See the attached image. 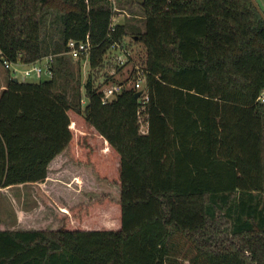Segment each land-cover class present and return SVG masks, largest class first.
<instances>
[{
  "label": "trees",
  "instance_id": "obj_1",
  "mask_svg": "<svg viewBox=\"0 0 264 264\" xmlns=\"http://www.w3.org/2000/svg\"><path fill=\"white\" fill-rule=\"evenodd\" d=\"M114 9L0 0L3 58L57 56L47 81L16 83L6 70L0 190L55 171L80 186L83 169L102 189L73 206L43 198L36 230L2 224L0 264H264L263 18L251 0H143L141 111L132 89L104 105L102 86L92 75L83 86L66 55L70 40L90 43V70L102 69L127 35L111 31Z\"/></svg>",
  "mask_w": 264,
  "mask_h": 264
},
{
  "label": "rangeland",
  "instance_id": "obj_2",
  "mask_svg": "<svg viewBox=\"0 0 264 264\" xmlns=\"http://www.w3.org/2000/svg\"><path fill=\"white\" fill-rule=\"evenodd\" d=\"M114 4V8L117 9L114 15V23L113 25H120L117 24L118 19H124V21H119V23L124 22L127 24L128 29L127 35L123 40V43L120 44V48L114 52V54L111 57L106 58L105 65L102 69H99L97 71H91L89 63H86L83 61H75L71 57H68L70 60L71 66L73 70H75L76 77L78 78L79 74L81 75V84L84 86L87 81L89 80L90 76L92 75V79L95 82V85L100 87L102 86V89H106L107 86L112 85L113 83H109L106 85L109 77L114 73V78L116 81L121 82L124 80H127L131 77V74L134 73V71L138 68H142L144 66V63L147 58V51L144 45H142L138 38L135 37V35L139 32H142L145 29V23L143 18V10H142V1L143 0H120L121 3H124L121 5V3H117L116 0H112ZM259 6L264 11V0H257ZM128 8V9H126ZM126 10L133 14V16H130V19L127 18L125 15ZM127 12V13H129ZM124 16V17H123ZM123 53L127 54V58H123V61H125V64L123 65L120 63L119 60H117V56H123ZM51 56V55H50ZM124 63V62H123ZM120 69V71L118 70ZM8 77V73L5 70L3 66V62L0 61V94L4 87L6 86V79ZM14 78V76L12 75ZM20 77V76H19ZM19 80L23 82L22 78L20 77ZM49 78L47 76H43L41 79H39L36 76H32L28 78V83H39L40 81H47ZM132 86V85H131ZM81 93L83 97V104L88 102V99L86 97V91L85 88H81ZM141 133L145 134L147 131L145 117H141ZM64 175V174H63ZM80 176V186H77L72 179L71 181L68 180L64 176H60L58 178V182H56L55 185H53V191H55L53 197L58 199L56 197L59 194L60 200H56V204H59V206H67V201H77V202H83L87 199H90L93 197L94 194L99 193L102 189H98L97 192H94L90 185L94 182L95 177L92 176L89 169H83L79 174ZM68 184H72V187H69ZM95 186L93 185V188ZM97 189V188H96ZM116 191V190H115ZM93 193V194H92ZM113 195H115V192L113 190ZM41 194V193H40ZM85 194L87 197L83 196ZM43 197V195L41 194ZM13 191H8L3 194L0 193V229L2 224L8 225L9 228L11 225L12 219L15 220V210H17L18 207L24 208L27 204V202H18L16 200H13ZM74 203V202H73ZM8 228V227H7Z\"/></svg>",
  "mask_w": 264,
  "mask_h": 264
},
{
  "label": "built area",
  "instance_id": "obj_3",
  "mask_svg": "<svg viewBox=\"0 0 264 264\" xmlns=\"http://www.w3.org/2000/svg\"><path fill=\"white\" fill-rule=\"evenodd\" d=\"M117 9H114L116 12ZM115 30V26H111V31ZM120 45L117 46L118 50ZM93 46L90 43L80 42L76 40H70L67 44L66 55L74 59L75 61H85L89 63L90 57L92 55ZM115 50V51H116ZM114 54V53H113ZM111 54L109 57H111ZM57 56L51 55L43 58L39 62L32 65H24L22 63L13 64L10 61L3 58L2 53H0V60L3 61V66L5 70H12L14 78L18 79L21 77L23 82L27 81L28 78L36 76L41 79L44 75L50 79L54 78L53 63ZM127 58V54L123 53V56L118 57L117 60L123 65L125 61L123 58ZM124 62V63H123ZM20 76V77H19ZM114 76V73L111 75ZM132 85V86H131ZM124 89H132L136 93H141V97L138 99L141 104V111H144L147 103L149 102V93L147 88V72L145 67L138 68L131 74V77L127 80L121 81L117 84H112L107 86L106 89H102V101L104 105L112 103ZM261 101L264 103V93L261 96ZM147 127V123H146ZM147 132V131H146Z\"/></svg>",
  "mask_w": 264,
  "mask_h": 264
},
{
  "label": "crops",
  "instance_id": "obj_4",
  "mask_svg": "<svg viewBox=\"0 0 264 264\" xmlns=\"http://www.w3.org/2000/svg\"><path fill=\"white\" fill-rule=\"evenodd\" d=\"M128 9V8H126ZM125 11V15L127 16V18L130 19V16H133V14H131L126 10ZM129 12V13H127ZM124 17V16H123ZM124 21V19H118V23L120 25H125L126 28L127 24H125L124 22L119 23V21ZM144 31V30H143ZM52 177L50 178V180H48L46 183H42V184H25V185H19V186H15V187H10V188H6V189H1L0 193L3 194L5 192L8 191H13V200L16 201H24L27 202L26 206L24 208L22 207H18L17 210H15V220L12 219L11 221V225L10 228L8 225H6L8 227V229L10 231H19V230H36L37 229V224H34L33 221H35V213L39 211V209L42 206V199L43 198H49L52 201H55V198L53 197L54 193H53V185L56 184V182H58V176H57V172L55 171L54 174L51 175ZM77 176L74 175L72 178L75 179ZM81 178H78V180L80 181ZM71 181V180H70ZM43 195V197L41 196V194ZM67 201V205L69 206H73L77 201H70V200H66ZM74 202V203H73Z\"/></svg>",
  "mask_w": 264,
  "mask_h": 264
},
{
  "label": "water",
  "instance_id": "obj_5",
  "mask_svg": "<svg viewBox=\"0 0 264 264\" xmlns=\"http://www.w3.org/2000/svg\"><path fill=\"white\" fill-rule=\"evenodd\" d=\"M251 2L253 3L254 7L256 8V10L258 11V13L261 15V17L264 20V11L261 9V7L259 6L257 0H251ZM15 82L18 83V79H15ZM141 97V93H137L136 94V98L139 99Z\"/></svg>",
  "mask_w": 264,
  "mask_h": 264
}]
</instances>
